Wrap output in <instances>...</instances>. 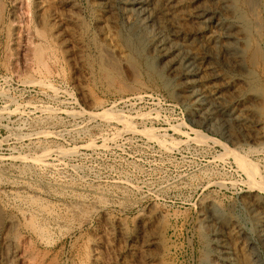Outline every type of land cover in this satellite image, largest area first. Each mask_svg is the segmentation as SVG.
Returning a JSON list of instances; mask_svg holds the SVG:
<instances>
[{
	"label": "rangeland",
	"instance_id": "rangeland-1",
	"mask_svg": "<svg viewBox=\"0 0 264 264\" xmlns=\"http://www.w3.org/2000/svg\"><path fill=\"white\" fill-rule=\"evenodd\" d=\"M71 1L76 24L61 23L62 0H0V257L13 251L9 264H87L97 241L96 264H219L201 223L210 200L220 225L236 222L263 251V214L248 209L244 196L264 193V140L255 138L264 128L193 119L151 47L137 57L124 41L132 25L149 43L175 26V43L195 49L190 36L200 24L187 12L212 3L184 1L173 14L162 0H142L148 13L138 17L132 0ZM50 28L65 35L63 47ZM247 42L244 63L255 72L251 119L263 122L260 52L253 55L252 37ZM40 47L45 63L38 64L32 54ZM30 214L47 228V242L26 228ZM12 218L17 226L9 229ZM223 238L239 256L235 238Z\"/></svg>",
	"mask_w": 264,
	"mask_h": 264
},
{
	"label": "bare ground",
	"instance_id": "bare-ground-1",
	"mask_svg": "<svg viewBox=\"0 0 264 264\" xmlns=\"http://www.w3.org/2000/svg\"><path fill=\"white\" fill-rule=\"evenodd\" d=\"M184 1L187 3L186 5L191 4L194 6L195 5L199 6L201 5L200 3L203 0H189L190 3L187 2V0H177V1L162 0V3L164 4V6L170 9L169 11L171 13L174 14L175 9L177 7L179 9V6L183 5ZM208 1L212 3L213 7L211 9H202L200 7H195L196 9L193 10L189 9L187 12V18H195V21H197L200 24L198 28L195 30L194 34L190 36V39H192V43L193 41L196 42L195 49H190L186 47L185 44L182 43H181L182 45H178L177 43H175V39H176L175 35H178L175 26L174 27L172 26L171 32H169L168 35L164 33L167 36H165L164 34L163 35L158 34L157 36H155L154 37L155 39L152 41V43L150 42L151 43L150 44L147 40L148 37L146 36V34H142L140 28L137 25H132V27L128 31V34L126 33L127 36L124 41L126 42L130 51L132 50L137 57L141 56V48L145 47V49L147 50L149 49V47H151L152 52L156 54L155 60L153 58L154 60L153 62H155L156 66L160 70H162L163 73L166 74L169 80L172 79L178 82V84L176 85H178V87L181 89V92L186 97L185 99H187V101L190 102V104L188 105L189 106L188 113L190 114V117H192L193 119L195 118L197 120L203 121L204 123L214 127H218L219 125L226 127L230 123H233L239 128L246 129L252 123L253 127L254 128L256 127L255 128L256 131H258L261 128L263 129L264 121L261 122L258 120L251 119V113H252L251 103L252 100L255 98L256 92L254 88L251 87L252 88L251 89L249 88V86L250 83H252L253 85L255 72H253V70L250 69L246 65V63H244V58L246 55L245 43H248L247 41L249 40V38L252 37L254 40L253 43L255 44L253 45L255 48L254 50L252 49L253 50L252 52L254 55L255 49L259 50L257 52H260L259 55L260 58L258 57L259 62L261 64L260 68L262 73L264 74V2L261 3V0H208ZM132 2H133L132 4L135 5L136 9L133 11L132 9H130L129 11L130 13L131 11L133 13L135 12V14H138V17L142 15L143 16L147 15L148 9L146 7L144 8L145 5L143 4V2L145 1L132 0ZM62 5H63L62 7H64L63 13L65 17L62 20H60L61 23L69 22L72 24H76L78 18L76 16L77 13L75 12V7L72 1L62 0ZM246 16H249L252 22L248 21ZM55 18H57L56 13L50 12V14L48 15L47 22L52 23ZM151 19L149 18V16L145 17V20H147L148 22H150ZM58 29L59 28L57 29L54 28L51 30L50 28L51 31L50 37L54 38L58 42V44L62 46L66 43L65 42L66 40L64 39L65 35H62L63 33L60 32ZM69 37L73 43L75 44L79 43V39L76 38L74 34L70 33ZM75 48L78 49V47L76 46ZM256 54L255 56H258L259 53ZM32 55L36 63L39 64L40 62H44L43 60L44 51L41 47L36 48L33 51ZM255 56L253 57L255 58ZM252 65H254V63ZM146 66L148 68H152L151 63H146ZM257 68L259 69V67ZM223 70L230 71V73L232 75L234 74V76L233 77L228 76L226 73H223ZM84 88L85 87L82 88V94L86 93L87 89ZM230 89H231L230 92L231 94L227 93V91ZM229 98H233L234 101L228 102ZM255 138L258 140H264V134L261 135L258 134V136L256 135ZM23 182L25 181L23 180ZM57 186H61V185H57ZM61 187H64V185ZM69 189L71 188L69 187ZM63 190L65 191V189ZM244 198L246 199L245 203L248 209L252 211L258 210L260 211L261 214H263L261 219L262 226L260 230V238H261L263 251L258 252L256 246L254 245V242L252 241V238L250 237V234L242 230L237 225L236 222H232V220H230L228 222L223 223V225H220L219 215L217 213L218 206L216 205L215 202L210 200L205 202L206 204L204 205V212H205L204 218L203 219L201 218L202 222L201 220L200 222L202 223L204 229L206 228L208 229L210 235L209 237H212L213 239L209 241V245L211 247V251L209 250V252L210 253L215 252L218 255L217 259L220 262L219 264H264V193L259 194L253 192L245 195ZM36 200L38 199L36 198ZM27 202L32 203L33 201L29 199ZM37 202L36 203L33 202L35 204L36 211L37 210L43 211L44 209L41 210ZM28 211L27 213H30ZM45 212L46 215H48L47 214L48 212L47 211ZM31 216H30L31 217L30 220H29L30 217L27 216L29 221L27 220L28 224L26 228L27 229L30 228L28 229V231L30 230V232L31 230L33 231V233L36 236V240L37 238L39 239L37 241L47 242L48 240L47 228L44 226L40 227V225H38V223L36 222V219L34 217L35 215L34 216L31 215ZM13 218L16 217L14 216ZM12 219H10L7 224L9 229L17 226L15 225V223H17L18 221ZM23 223L21 225H23ZM122 229L123 228H121V230ZM223 233L225 235L228 233L229 235H232L235 238L236 241L235 245L239 248V256L235 253V250L231 248L230 243L227 242L225 238H223ZM9 240H10L9 237L7 236L4 238L3 243L5 244V246H9L11 244V241ZM151 241H144L143 244L145 245V248L146 246H149L151 244ZM97 243H98L97 241H93L90 244L91 251L89 250L90 254L89 255L87 254L88 255L86 262L87 264H96L99 260L98 259L99 253L96 248ZM261 254H263L262 256L263 258L261 257ZM12 257H13V251L7 252L2 255V258L0 257V262L9 264Z\"/></svg>",
	"mask_w": 264,
	"mask_h": 264
}]
</instances>
